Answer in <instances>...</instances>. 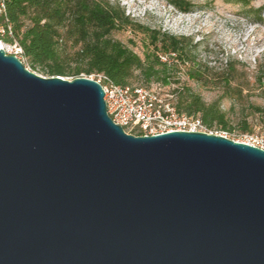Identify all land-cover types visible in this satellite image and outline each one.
<instances>
[{
	"label": "water",
	"instance_id": "95a60500",
	"mask_svg": "<svg viewBox=\"0 0 264 264\" xmlns=\"http://www.w3.org/2000/svg\"><path fill=\"white\" fill-rule=\"evenodd\" d=\"M0 264H264V150L126 134L99 83L0 49Z\"/></svg>",
	"mask_w": 264,
	"mask_h": 264
},
{
	"label": "trees",
	"instance_id": "16d2710c",
	"mask_svg": "<svg viewBox=\"0 0 264 264\" xmlns=\"http://www.w3.org/2000/svg\"><path fill=\"white\" fill-rule=\"evenodd\" d=\"M170 2L184 14L194 8L186 0ZM4 5L0 26L5 29L10 26L12 36L6 33L0 40L9 44L17 42L32 71L38 70L47 77L66 78L104 74L118 86H130L133 73L137 71L146 83L178 85L172 92L176 94L175 107L179 113L199 117L209 131L230 132L219 104L206 105L176 78L182 65L188 66L185 71L188 79L207 80L200 71L189 67L191 61L184 52V37L134 25L119 6L103 0H4ZM128 28L147 36L142 57L111 38L113 33ZM128 43L134 45L131 40ZM68 44L74 48L72 54L66 47ZM162 57H166L167 62H162ZM224 83H228L227 80ZM240 124L242 134L252 133L247 121Z\"/></svg>",
	"mask_w": 264,
	"mask_h": 264
},
{
	"label": "rangeland",
	"instance_id": "374dc122",
	"mask_svg": "<svg viewBox=\"0 0 264 264\" xmlns=\"http://www.w3.org/2000/svg\"><path fill=\"white\" fill-rule=\"evenodd\" d=\"M103 1L119 6L134 25L186 39L184 52L191 61L189 67L200 71L207 80L188 79L185 75L188 66L182 65H179L176 78L199 95L206 105L219 104L225 113L230 132L213 129L212 134L239 142L245 141L246 135L264 137V0H246V3L239 0H186L194 6L189 14L180 12L171 0ZM111 38L143 56V44L147 39L143 32L128 28L113 33ZM129 40L133 41V46ZM2 44L4 50L7 49L9 43L2 41ZM66 47L72 54L74 48L70 44ZM21 60L31 70L27 61ZM167 60L165 57L162 62ZM34 72L47 77L38 70ZM79 77L88 78L84 74ZM225 80L228 83L225 84ZM129 83L146 88L161 86L165 93L179 87L174 84L164 86L155 81L146 83L137 71ZM243 121L250 125L251 134L240 132Z\"/></svg>",
	"mask_w": 264,
	"mask_h": 264
},
{
	"label": "built area",
	"instance_id": "2783aa9c",
	"mask_svg": "<svg viewBox=\"0 0 264 264\" xmlns=\"http://www.w3.org/2000/svg\"><path fill=\"white\" fill-rule=\"evenodd\" d=\"M4 10V0H0V14ZM6 33L12 36L11 27L5 29L0 26V36ZM0 49L4 50L1 40ZM4 51L21 62L24 58L22 48L15 41L7 45ZM88 78L101 85L108 117L126 134L155 136L170 132L211 133L199 117L179 113L175 107L176 94L165 93L161 86H118L104 74H93ZM244 138V144L264 150V137L246 135Z\"/></svg>",
	"mask_w": 264,
	"mask_h": 264
}]
</instances>
